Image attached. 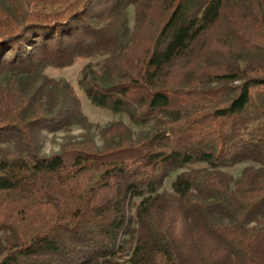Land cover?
Listing matches in <instances>:
<instances>
[{
  "label": "trees",
  "instance_id": "trees-1",
  "mask_svg": "<svg viewBox=\"0 0 264 264\" xmlns=\"http://www.w3.org/2000/svg\"><path fill=\"white\" fill-rule=\"evenodd\" d=\"M0 264H264V0H0Z\"/></svg>",
  "mask_w": 264,
  "mask_h": 264
},
{
  "label": "rangeland",
  "instance_id": "rangeland-1",
  "mask_svg": "<svg viewBox=\"0 0 264 264\" xmlns=\"http://www.w3.org/2000/svg\"><path fill=\"white\" fill-rule=\"evenodd\" d=\"M86 62H87L86 60H79L75 65L64 69L50 68L47 70V74L51 77H56V78L64 77L68 79L72 83V85H74L76 93L81 99L83 112L94 125L92 131L95 134V139L98 142V144H101L99 129L104 127L109 122L119 119V117L117 115H114L109 110L93 106L90 103V101L85 97L82 90L78 87L77 83L80 75V69L83 67V65ZM124 119L126 122L129 123V120L126 117H124ZM82 132L83 130L78 126H73L70 129H62L58 131L46 130L44 135L45 137L43 140L44 141L43 151L49 153L50 151L57 150L59 148L60 143H62L67 137L79 136ZM249 165H252V163L245 162L242 164H238L232 168L225 169V171L230 173L234 178H237L238 176H240L243 168ZM197 166L200 165H193L191 167H197ZM187 168L179 169L169 174L166 177L161 190L171 191L172 183L175 180L176 176L180 172L186 170Z\"/></svg>",
  "mask_w": 264,
  "mask_h": 264
}]
</instances>
